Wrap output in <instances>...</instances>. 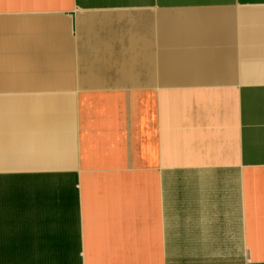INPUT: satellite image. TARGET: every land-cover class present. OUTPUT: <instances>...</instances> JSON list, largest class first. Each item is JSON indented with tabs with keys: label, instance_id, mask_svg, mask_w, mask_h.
I'll return each instance as SVG.
<instances>
[{
	"label": "crops",
	"instance_id": "crops-1",
	"mask_svg": "<svg viewBox=\"0 0 264 264\" xmlns=\"http://www.w3.org/2000/svg\"><path fill=\"white\" fill-rule=\"evenodd\" d=\"M0 264H264V0H0Z\"/></svg>",
	"mask_w": 264,
	"mask_h": 264
}]
</instances>
